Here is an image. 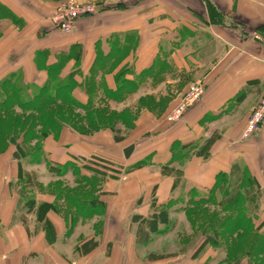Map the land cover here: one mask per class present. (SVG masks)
<instances>
[{
    "label": "crops",
    "instance_id": "obj_1",
    "mask_svg": "<svg viewBox=\"0 0 264 264\" xmlns=\"http://www.w3.org/2000/svg\"><path fill=\"white\" fill-rule=\"evenodd\" d=\"M39 1L52 7L91 0ZM97 2L99 12L76 20L70 33L50 21V9L41 11L29 46L6 59L0 78L19 71L26 82L43 85L49 66L61 62L62 77L75 72L82 83L94 76L91 107L136 111V128L118 141L109 129L88 138L64 123L59 140L48 137L44 149L52 165L71 167L59 175L44 160L32 164L45 175L28 186L21 180L27 164L10 152L0 164V264H147L134 251L145 245L134 216H149L154 204L181 192L211 190L219 173L235 164L251 171L248 156L264 155V123L241 139L264 98V0ZM198 82L202 99L181 120L168 121ZM73 95L90 103L82 87ZM55 141L60 151L50 148ZM59 180L65 188L56 193L51 187ZM196 250L174 251L156 264L213 260L198 261Z\"/></svg>",
    "mask_w": 264,
    "mask_h": 264
},
{
    "label": "rangeland",
    "instance_id": "obj_2",
    "mask_svg": "<svg viewBox=\"0 0 264 264\" xmlns=\"http://www.w3.org/2000/svg\"><path fill=\"white\" fill-rule=\"evenodd\" d=\"M44 1L51 2L53 0ZM37 2L36 0H0V6H2L0 15V67L3 65L7 66L5 65L6 59L12 62L14 60V55L18 51L29 46L28 42L34 36V27L39 25V21L44 18L45 14L41 11L45 12L46 9H50V21L52 20L56 25L53 16L59 11L64 1H58L57 4L52 7L40 1ZM77 3L83 5L90 4L97 7L100 5L97 0L88 2L81 1ZM8 10L12 13L10 16L9 14H5V12L8 13ZM57 29L62 31L58 26ZM94 98L95 96L93 100ZM61 100L62 99L55 104L52 102L46 103V108L54 112L56 110L58 114L61 115L62 120H65L61 114V108L59 107L66 102L62 103ZM65 106L66 105L63 107L65 108ZM70 107H72L75 117H78L75 123H80L79 128H70L74 132L88 138H92L94 134H97L100 130L108 129L112 131V135L115 138L123 135L128 137L136 128L134 121L137 117L136 111L129 112V109H127L129 114H127L125 120L119 119L116 121L113 119L115 120L111 122H114L113 124L96 128L90 127L84 122L85 110L82 107L78 108L77 105H71ZM103 112L106 117L112 118L111 115L115 111H109L108 107L98 109L99 114ZM184 115L185 113L183 116ZM13 121L19 122L20 127L23 128L28 127V124H36L35 116L30 115L28 111L23 112L17 108L11 111L5 120L0 123V136L7 134L8 126L6 128V125H9V123ZM246 125L247 121L241 134L242 140L251 138L245 139L243 136ZM24 131L22 130L21 133L16 134V137L21 142L24 141V144L30 151L35 150L39 144H42L36 139H27L24 136ZM60 132L61 130L57 134H51L50 136L59 140ZM48 140L49 139H47L46 142H48ZM57 142L58 141H55V143L53 142L50 144V148L54 151H60L61 146H59ZM3 145L5 146V144L0 141V149L4 147ZM16 149V145L10 144L7 149L0 150V164L7 160L9 161V153L11 152L14 156ZM58 153L56 155H58ZM260 153L261 155L256 153V155L253 154V157L248 156L251 171L253 170L254 172L250 171L255 178L253 182L246 174L242 175L241 169L233 175L231 184L236 186L237 181L242 179L243 183L241 184H244L242 188H246V195H248L247 197H242L239 201H234L232 198L236 192L234 190L230 192V196L229 194L228 196L226 194L224 195V192L218 189L213 193H210L209 190H196L192 193L181 192L180 194L171 196L167 205L169 217L167 225L160 224L159 227L162 229L160 233H152L150 242L134 249L136 256L140 258L142 263L156 264L160 261L165 262L171 258L170 255L174 254V251L181 250V254L178 256H185V252L189 249L192 250L193 247H197V250L192 256L197 255L198 261H203L207 255H214L213 260L209 257L206 264L233 263L238 259L240 260L239 264H264V155H262V151ZM23 160L25 164H27V175L32 177L27 182H23V179L22 183H26V186H28V184L34 182L35 179L38 180V178L41 179L44 177L45 173L43 168L39 167L40 169L37 168V172H34L32 167V164H34V167L42 165H35L37 163L33 162L30 163V157L29 159L24 158ZM41 164L44 165V162L42 161ZM30 172L34 173L31 174ZM55 183V185L52 184V187L50 186L55 190L54 192L57 193L64 190L61 187L64 185L62 180ZM68 183L69 186H71L70 181ZM235 186L233 188L231 186V189H234ZM230 201H232V204H230ZM154 206L158 207L157 204H154ZM159 207L161 208V206ZM240 208L243 209L239 210ZM153 254L164 255V257L156 259L159 261L152 262L149 256ZM197 264H199V262H197Z\"/></svg>",
    "mask_w": 264,
    "mask_h": 264
},
{
    "label": "trees",
    "instance_id": "obj_3",
    "mask_svg": "<svg viewBox=\"0 0 264 264\" xmlns=\"http://www.w3.org/2000/svg\"><path fill=\"white\" fill-rule=\"evenodd\" d=\"M1 8L2 6H0V15ZM5 14H9L10 16L12 13H10L8 10V13L5 12ZM60 69L61 62H57L56 64L49 66V68L47 69L49 76L43 85L26 82L19 71L11 72L0 78V123L5 120V118L8 114H10L11 111L16 110L17 108H19L23 112L28 111L30 115L35 116L36 119L35 125L28 124V127L26 128L20 127L19 122L16 121H13L12 123H9V125H6V128L8 126L7 134L4 136H0V141L3 142L5 146L3 145L4 147H1L2 149L0 150H5L9 147L10 144H14L17 147L16 151L14 152V157L16 159H29L30 157V163H41L44 160L46 161V164L53 170V172H57L59 175H62L69 169V167H71L72 164H56L55 166L52 165L44 148L46 139L51 134H57L63 128L64 123H68L69 126L74 129L80 127V123H75V120L78 117H75L73 109L72 107H70L71 105L82 107L85 110L84 122L88 126L96 128L107 125L115 120H125V118H127L126 116L128 114V111L124 110L121 112H114L111 115L112 118L106 117L104 112L102 114H99V108L91 107L93 105L92 96L94 93V88L96 86V80L94 76L90 74L87 77H84L81 83L78 82V80L75 78V72L70 73L66 77H62ZM77 87H82V89L86 91L90 98V103L82 104L74 97L73 91ZM106 95L111 96L112 94L108 92L106 93ZM60 99H62V103L66 102L61 105L62 107H59L61 108L60 111L62 112L61 114L65 120H62L61 115H59L56 110L54 112L47 110L46 108V103L52 102L55 104L57 101H60ZM64 105H66L65 108L63 107ZM22 130H25L24 136L27 139H36L42 144H39L35 150L30 151L24 144V141L21 142L16 137V134L21 133ZM117 140L121 141L122 137H117ZM131 150L132 148L130 147V150H128V154ZM240 169L242 175L246 174L253 182L255 178L250 172L249 168L235 164L231 173H219L217 175L216 183L214 187L209 190V192L213 193L216 189H218L219 191H223L224 195L226 194L228 196L229 194L230 196V192L234 190L236 191L234 196L232 197L234 201H239L244 196L247 197L248 195H246V188H242V186L244 185L241 184L243 183L242 179H240V181H237L236 186L231 184L233 175H235V173ZM31 177L32 176L30 175H24L22 173L21 180L24 179L23 182H27L31 179ZM79 179L85 180V178L82 176ZM86 180L91 181L92 179H87L86 177ZM34 183H38V181L35 179ZM231 186L232 188L235 186V188L231 189ZM192 192L194 191H190V193ZM26 197V199H28V196ZM168 203L162 205L161 208L159 206H155L157 208L154 209V212L147 217L134 216V222H139L137 240L140 244H147L148 242H150L152 233H160L162 231V229H160L159 227L160 224L167 225V223L169 222L167 211ZM230 204H232V201H230ZM241 209L243 208H240L239 210ZM162 257H164V255L153 254L149 256L151 260ZM239 262L240 260L238 259L233 263L226 262L225 264H239Z\"/></svg>",
    "mask_w": 264,
    "mask_h": 264
},
{
    "label": "built area",
    "instance_id": "obj_4",
    "mask_svg": "<svg viewBox=\"0 0 264 264\" xmlns=\"http://www.w3.org/2000/svg\"><path fill=\"white\" fill-rule=\"evenodd\" d=\"M99 7L90 4H78L73 1H65L54 14L53 20L64 33H70L74 28V23L81 17L96 14ZM204 85L201 82L191 85L182 95L178 103L168 113L167 118L170 121H179L183 114L196 103H198L204 94ZM264 123V98L260 99L253 108L244 131V138L248 139L256 134Z\"/></svg>",
    "mask_w": 264,
    "mask_h": 264
}]
</instances>
